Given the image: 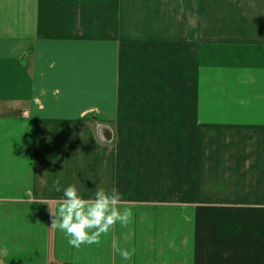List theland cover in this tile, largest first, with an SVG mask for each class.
I'll return each mask as SVG.
<instances>
[{
    "label": "crops",
    "instance_id": "obj_1",
    "mask_svg": "<svg viewBox=\"0 0 264 264\" xmlns=\"http://www.w3.org/2000/svg\"><path fill=\"white\" fill-rule=\"evenodd\" d=\"M56 180L130 222L71 247ZM0 264H264V0H0Z\"/></svg>",
    "mask_w": 264,
    "mask_h": 264
},
{
    "label": "clouds",
    "instance_id": "obj_2",
    "mask_svg": "<svg viewBox=\"0 0 264 264\" xmlns=\"http://www.w3.org/2000/svg\"><path fill=\"white\" fill-rule=\"evenodd\" d=\"M34 100L39 101V97ZM53 189L62 190V198L55 211L47 204L53 217L51 227L63 233L73 248L99 243L101 235L108 234L114 224L126 225L132 217L131 210L120 204L122 194L115 187H98L90 198L81 195L75 184L62 188L59 180L53 182ZM120 255L128 259L130 253L122 249Z\"/></svg>",
    "mask_w": 264,
    "mask_h": 264
},
{
    "label": "rangeland",
    "instance_id": "obj_3",
    "mask_svg": "<svg viewBox=\"0 0 264 264\" xmlns=\"http://www.w3.org/2000/svg\"><path fill=\"white\" fill-rule=\"evenodd\" d=\"M172 4V3H171Z\"/></svg>",
    "mask_w": 264,
    "mask_h": 264
},
{
    "label": "water",
    "instance_id": "obj_4",
    "mask_svg": "<svg viewBox=\"0 0 264 264\" xmlns=\"http://www.w3.org/2000/svg\"><path fill=\"white\" fill-rule=\"evenodd\" d=\"M111 140V139H110Z\"/></svg>",
    "mask_w": 264,
    "mask_h": 264
}]
</instances>
